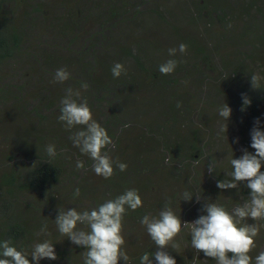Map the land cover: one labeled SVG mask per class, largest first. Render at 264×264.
Listing matches in <instances>:
<instances>
[{"label":"rangeland","instance_id":"1","mask_svg":"<svg viewBox=\"0 0 264 264\" xmlns=\"http://www.w3.org/2000/svg\"><path fill=\"white\" fill-rule=\"evenodd\" d=\"M84 1L31 0L28 7H24L25 9L13 2L9 6L11 16L8 13L5 16L7 19L12 17L9 22L11 26L15 25L13 28L19 44L30 40L36 45L42 54L37 60L40 64L47 62L49 66L44 69L49 76L53 77L58 68L66 69L71 76L76 74L74 69L77 71V67L79 68L78 79L88 85L87 90L82 91L81 95L87 100L94 119L112 138L113 146L108 149L110 158L119 162L126 159L122 151L130 148V140L134 139L135 135L131 134V138H125L123 132L130 129L134 134L141 133L147 137H152L154 131L167 136L159 134L154 138L158 143L155 145L157 153L161 154L157 160L163 158L165 166L166 160L167 162L173 159L178 162L181 160V156L175 157L174 153L182 155L196 145L213 149L226 159L234 154L238 157L240 146L233 145L232 139L237 136L239 124L244 121L247 112V109L245 112L240 111V97L243 93L252 102L257 99V95L226 75L220 63L249 74L255 73L264 80V6L247 0H126L130 8L126 7L122 10L110 0H96L91 11L94 17L102 14L103 20L107 22L114 17L112 13L125 14V19H129L133 24L128 26H132L133 31L128 29L125 31L132 33L128 39L124 36V32L120 37L119 32L115 38L108 40L107 33L103 32L97 40L96 56L93 58L90 55L85 60H81L74 56L77 51L72 50V54H69L70 59L57 60L58 57L55 58L51 53H54L55 46L64 45V42L68 41L70 36L66 33V28L68 32L73 33L82 25L79 19L86 14ZM36 4L44 5L41 12H34ZM8 5V0H0V9ZM14 14L19 17L12 16ZM54 24L58 26L55 33L47 27ZM36 26L37 28L34 29ZM56 33L59 39L55 36ZM0 35H2L0 54H4L3 47L10 44L9 39L5 37L7 32L4 27L0 28ZM134 42L140 45V48H137ZM180 43L187 45L188 54L184 60L181 54L180 59L174 57L178 61L175 71L170 75H161L157 70L158 65L170 58L167 50L177 47ZM141 47L148 52L141 53ZM58 50L62 49H56ZM64 51L59 52L67 56V50ZM98 57L102 59L99 60ZM56 60L57 62H54ZM205 60L207 62H204ZM114 63H121L126 70L118 79H114L110 72ZM5 65L9 74L3 79L1 75L0 83L8 81L16 87L34 83H40L42 86L47 84L45 77L42 79L37 76L31 77L33 70L30 65L17 63L12 59L9 61L7 59ZM55 86L58 90L64 91L65 88L70 87V84L56 83ZM224 102L232 109L228 125L220 120L216 112L217 106ZM55 105L56 103H24L23 110L27 107L29 112L34 111L31 114L34 113L35 116L28 123L25 120L24 125H29L27 129L30 131L48 130L49 138H46L40 149L36 148L35 151L26 143L21 142L23 144L21 146L20 143L9 142L6 149H0V156L12 165L20 164L15 167L16 172L13 173L15 176L31 170L30 162L37 158L40 160H37V164L47 158L62 169V181L52 192L22 194L16 203H12V209L16 208L18 212L24 211L17 216L19 220L27 213L26 220H32L35 224L47 223L49 235L46 238L55 244L58 259L42 260L40 264H82L80 253L83 249L70 244L66 237L60 236L56 231L53 220L58 208L65 210L74 207L78 211L92 209L104 200L113 199L121 193L116 190L109 191L108 186L101 183L100 176L95 175L91 170L92 161L87 156H82L78 149L72 146L68 139L69 133L60 122H53L50 129L47 125L43 126L46 121L40 119L37 114L40 112L47 118L55 120ZM134 111L142 116L141 122L135 119ZM145 116L146 120H144ZM184 118L186 122L179 124L182 126V134H177L178 138L174 139L173 133L176 132L172 127H175L177 120ZM222 124L225 130L222 134H218ZM59 134L61 135L58 136ZM59 139L62 141V146L58 143ZM37 142L39 143L40 140ZM47 145L56 147L58 155L55 158L47 157L45 152ZM38 152L39 157L36 156ZM30 155H32L31 159L28 158ZM77 160L84 163V169L75 170ZM37 164L34 167H37ZM165 170L170 172L172 169ZM225 171H231L230 165L219 164L218 176H215L214 180L224 179ZM167 172L160 175V182L166 179H162L164 176L169 175ZM94 178L95 185H100V196L95 195L96 191L92 189ZM76 188H79V196L74 197L73 192ZM244 189L241 185V199L244 197ZM216 190L215 199L212 201L216 200L217 203L231 210L238 199L235 195L236 190L222 193ZM59 196H63L64 199L58 208L46 205L49 200ZM143 197L144 194L142 200ZM150 197V200L156 198L153 195ZM157 198H162V195ZM205 202L200 201L195 205L192 210V221L202 214L199 209ZM47 208L50 209L48 213L45 212ZM122 235L137 242H133L135 243L133 248L137 253L143 251V254L155 250L150 239L147 243H141L146 235L144 228H140L138 232L128 233L122 230ZM175 241L179 246L175 250L169 248L167 251L174 257L176 264H186L180 237L177 236ZM129 264H138L137 258H129Z\"/></svg>","mask_w":264,"mask_h":264},{"label":"trees","instance_id":"2","mask_svg":"<svg viewBox=\"0 0 264 264\" xmlns=\"http://www.w3.org/2000/svg\"><path fill=\"white\" fill-rule=\"evenodd\" d=\"M8 1L9 5L5 8L2 6L0 9V28L4 27L5 31L7 32L5 37L10 41L8 46L3 47L2 51L4 54H0V76H3L2 79L5 78V76H8L9 70L6 67L7 64L5 65V62L7 59L8 61L12 59L17 63L20 62L32 66L33 71L31 77L37 76L39 79L45 77L47 78V80H45L47 84L42 86L40 83H34L32 85L30 84L16 87L12 86V83L8 81L6 83H0V149H6L9 146V142L10 144L20 143L21 146H23L21 143L23 142L28 144L29 147L34 148L35 151L36 148L37 150L40 149V146L43 145L44 140L46 141V138H49L47 134L50 132H48V130L45 131L46 129H37V131L36 129L34 131L27 129L29 125H24L26 124L24 121L26 120L28 123L31 118L33 120L34 113L31 114V112L34 111L29 112L27 107H25V110H23L22 106L24 103H56L54 110V115L56 116L55 120L47 118L40 112L37 114L40 119L46 121L43 123V126L47 125V127L50 129L53 122L59 123L57 120V116L59 115L58 103L60 98L64 95V91L58 90V88L55 86L56 83H53V77L49 76V73H46L47 71L44 69V67L49 66L47 62L40 64L37 60L41 58L42 54L36 48V45L30 40L29 42L27 40L22 44H19V42L16 41V33L14 29L15 25L13 24L11 26V22H9L12 17L7 19L5 16L6 13L10 14L11 16V13L9 12V6L11 3L14 2L15 4L16 2L18 7L20 6L21 8L23 7L22 9H25L28 7V4L31 3V0ZM110 1L113 3V5L116 4L120 6L122 10H124L126 7L130 8V5L127 4L126 0ZM247 1L264 6V0ZM94 2L96 3L97 1H84L86 4V14L81 16L79 19L82 21V23L80 22L82 24L80 25V30L78 29L76 32L72 33L68 32L66 28L65 31L70 36L68 41H65L64 45L55 46L56 49L60 48L62 50L56 51L55 49L54 53H51L55 58L58 57L57 60L62 59L63 61L64 59H70L72 50L77 51L74 53V56L81 60H85V58L90 55H92L91 57L93 58L96 56L95 50L97 47V40L101 34H103V32L107 33L106 37L108 40L115 38L119 32L120 37L124 32V36L128 39L132 33L125 31L127 29L129 31H133L132 26L128 27L129 25L133 24L129 19H125V14L115 15L112 13L114 17L109 19L107 22L103 20L102 14L94 17L91 13ZM34 6L36 7L34 8L36 11L33 10L34 12H41V10L44 8V5L42 6L41 4H36ZM72 6L74 7L75 3L72 4ZM19 14L20 12L18 15ZM18 15L14 14L12 16L19 17ZM122 26L124 27L121 29ZM47 27L50 28L54 33L58 30V26L56 24ZM35 28H37V26L34 27V29ZM1 36L2 35H0V37ZM55 36L58 38V33H56ZM134 44L137 48H140V45H138L136 42H134ZM64 50H67V56L62 55L59 52H65ZM146 52L148 51L141 47V53ZM186 54H188V51L183 54V60ZM176 57L179 59L181 58L179 53ZM98 59L101 60L102 57H98ZM57 60L54 62H57ZM204 62H207V60ZM220 65L226 75L257 95V99L252 101L250 106L247 108L244 121L239 124L237 136L240 138L239 146L241 148V146H247L249 142V130L252 127L253 120L264 115V80L259 78V81L254 88L250 82L251 74L224 63H220ZM78 70V67L77 71L74 69L76 74L71 75L70 79L66 81L70 84V87L74 89H79L82 83L78 79V76L80 75ZM134 113L136 112H133L135 119L141 122L142 116ZM146 119L147 117L145 116L144 120ZM184 122H186L185 118L183 120H177L175 127H172L173 131L176 132L173 133L174 139L178 138L177 134H182V126L179 124H183ZM146 123H148V120ZM123 134L125 135V138H131V134L135 135V137H133L134 139L130 140V148H125L122 151L125 153L123 156H126V159L123 161V163L127 165L126 171L120 172L119 170H114L115 174L108 180L99 177L101 183L108 186L109 191L116 190L118 193H122L125 189H136L138 190L141 197L142 194H144L142 200L143 207L135 212L129 211L124 216L122 222L123 231L127 233L129 231L138 232L140 228H143L138 223L139 217L146 213L153 216L157 215L165 203H168L173 208L175 213L178 216H181L183 221L191 222L192 210L197 203L195 200L192 202L181 201L179 199V194L184 190L192 191L194 195L201 198V201L215 199L217 188L215 187L214 178L207 172V164L210 159L216 158L220 162L219 164L228 165L227 159L220 155L217 151L204 146H192L182 155L178 153L173 154L175 157L180 158L181 156V160L179 162L176 159L168 162L166 160L165 166L163 158H161L159 161L157 160V157H159L161 154L157 153L155 145L158 143L156 142V139H154L157 138L159 134H163L164 137H167L164 135V133H157L154 131L152 137H147L141 133L134 134L133 130L130 129L123 132ZM60 135L61 134L58 136ZM37 140H40V142L38 143ZM165 140L168 141L167 138H165ZM61 142L62 141L59 139L58 143L62 146ZM126 144H128L127 141ZM249 150L252 151L251 149ZM127 153L129 154L127 155ZM31 156L32 155H30L28 158L31 159ZM36 156L39 157L40 153H36ZM37 160L40 161L39 158H37ZM37 160H31V170L15 176V174H13L16 172L15 167L20 166V164L12 165L0 156V238L7 239L13 245L24 250H30L31 245L34 242H37L39 239L43 238L36 235V233L39 232L41 224H35L32 222V220H26L27 213L23 214L24 218L19 220L17 216H19L24 211L18 212L16 208L12 209V203H16L20 195L26 194L28 192H33L36 194L52 192L61 183L63 178V171L58 165L52 164L49 160H47V158H44V162L39 164H37ZM175 162H178V164H174ZM35 164H37V167H34ZM165 169L172 170L167 172ZM163 172H167L169 175L164 176L162 179H166L160 182V175ZM159 184L162 185L159 186ZM92 189L96 191L95 195L101 194L99 192L100 185H95V178L93 180ZM149 194L156 196V198L154 200H150L151 197ZM91 195H93L92 192ZM160 195H162V198H157ZM246 195L247 190L244 189V197H246ZM63 199V196H59V198L49 200L46 205L51 206L52 208H58L63 202ZM51 207L49 208L51 209ZM50 209L47 208L45 212L48 213ZM16 219L18 220L16 221ZM248 223H255V226L258 230V235L255 238L256 247L251 253V255L255 256L259 251H264V221L258 220L253 222L249 220ZM178 236L181 239L183 247L182 251L184 254L183 258L186 264H214V261L204 257L202 253L195 254L193 252L194 250L190 246V233L187 229H182ZM123 238L125 241L124 248L129 258L134 257L138 260L143 251L137 253L134 250L133 244L137 242L134 240L135 243H133L134 241L129 240L128 237L125 236H123ZM149 241L150 240L146 234L141 243L143 244ZM57 245L60 246L59 243H57ZM195 255L196 259L193 260ZM119 263L125 264V262L122 260L119 261Z\"/></svg>","mask_w":264,"mask_h":264},{"label":"clouds","instance_id":"3","mask_svg":"<svg viewBox=\"0 0 264 264\" xmlns=\"http://www.w3.org/2000/svg\"><path fill=\"white\" fill-rule=\"evenodd\" d=\"M186 50L187 45L184 43L169 48L167 54L170 58L158 65V72L161 75L172 74L178 63L174 57L178 53L185 54ZM125 71L121 63H114L110 69L114 79L120 78ZM69 79L70 73L64 68H58L53 74V83L64 84ZM258 81L257 74L250 75L252 87L255 88ZM87 88L88 85L82 82L79 89H64V95L59 100L57 120L69 133L68 139L72 146L92 161V172L108 180L114 175V169L125 172L127 165L110 158L108 149L113 146V141L107 130L94 119L87 100L81 95ZM240 100V111L245 112L251 101L243 93ZM216 112L220 120L228 125L232 116V109L228 104L224 102L218 105ZM224 130L222 124L218 134H222ZM232 144H240L239 136L233 137ZM45 152L49 159L58 155L54 145H47ZM219 163L216 158H212L207 164V172L213 178L218 176ZM227 163L231 171L224 172V179H216L215 187L221 193L236 190L238 199L235 206L228 210L216 200H207L199 209L202 214L191 222L183 221L168 203L155 216L147 213L140 216L138 223L144 228L155 250L141 254L138 264H176L167 249L175 250L179 246L175 238L182 229H187L190 233L193 252L202 253L204 257L214 261V264H264V251L251 255L256 247L258 230L255 223H248L249 220L264 221V115L253 120L247 146H241L238 157L235 154L227 157ZM75 167L79 170L84 169L85 165L77 160ZM241 185L247 190L246 197L242 199ZM73 195L79 196V188L74 190ZM179 199L184 202L195 200L197 204L201 201L190 190L181 192ZM142 207L138 190L125 189L113 199L104 200L92 209L78 211L74 207L65 210L58 208L53 221L60 236L83 249L80 253L82 264H119L121 260L129 264V256L124 248L122 222L127 212H135ZM36 235L44 238L34 242L30 250L18 248L9 240L0 238V264L56 261L58 257L55 244L46 238L49 235L46 222L41 224ZM195 259L196 255L193 260Z\"/></svg>","mask_w":264,"mask_h":264}]
</instances>
